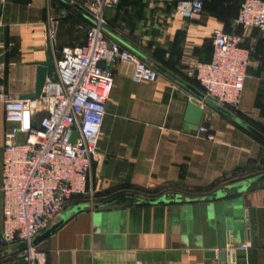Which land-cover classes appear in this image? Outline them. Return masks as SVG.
<instances>
[{"label": "crops", "instance_id": "crops-1", "mask_svg": "<svg viewBox=\"0 0 264 264\" xmlns=\"http://www.w3.org/2000/svg\"><path fill=\"white\" fill-rule=\"evenodd\" d=\"M179 1L118 0L105 10L106 33L159 77L134 82L131 63L113 64L87 181L95 197H75L47 228L78 210L33 242L42 264H264V178L242 189L264 174V141L202 101L199 126L215 139L186 129L195 96L182 83L204 93L188 74L192 64L211 59L216 30L242 36L255 50L236 111L264 134V32L236 23L241 0H202L192 16ZM0 18V86L25 98L35 91L38 62L49 57L47 76H54L61 48L82 43L92 22L65 0H5ZM7 127L0 103V183ZM1 223L0 189V232ZM246 240L250 246L239 248ZM229 246L230 261L227 253L220 258ZM15 247L0 250V264H31Z\"/></svg>", "mask_w": 264, "mask_h": 264}, {"label": "built area", "instance_id": "built-area-1", "mask_svg": "<svg viewBox=\"0 0 264 264\" xmlns=\"http://www.w3.org/2000/svg\"><path fill=\"white\" fill-rule=\"evenodd\" d=\"M66 1L92 20L85 40L61 48L60 57L54 60V76L46 77L39 96L20 97L0 86L8 124L2 146L0 250L25 242L22 252L31 264L43 263V253L34 247L33 238L75 197L89 202L95 197L87 181L113 86V64L131 63L134 82L159 77L156 67L106 33L105 10L118 0ZM4 2L0 0V13ZM202 8V0L177 4L187 16ZM235 21L264 32V0H241ZM212 45L211 59L194 62L188 74L205 96L235 111L255 48L245 44L242 36L219 30L212 35ZM74 130L77 136L71 141ZM198 131L215 139L204 125ZM18 134L24 138L17 140ZM249 246L247 240L238 245L241 249ZM233 250L229 246L225 251L229 261Z\"/></svg>", "mask_w": 264, "mask_h": 264}, {"label": "water", "instance_id": "water-1", "mask_svg": "<svg viewBox=\"0 0 264 264\" xmlns=\"http://www.w3.org/2000/svg\"><path fill=\"white\" fill-rule=\"evenodd\" d=\"M51 64V60L49 57H46L45 60L39 61L38 62V70H37V84H36V88L35 91L33 92V94H31L29 97H37L39 96V94L41 93L43 84L45 82V79L47 77V73H48V68ZM183 85H185L186 87L190 88L193 92H194V96L195 98H192L191 100L188 101L187 103V108H186V113H185V122H186V129L187 128H194L197 129L203 113H204V108L203 106L200 104V101H202L204 104L206 105H210L214 108H216L217 110H219L221 113L231 117L232 119H234L238 124H240L241 126H243L244 128H246L249 132H251L252 134H254L255 136H257L258 138H260L261 140L264 141V134L261 133L260 131H258L256 128H254L251 124H249L247 121H245L244 119H242L241 117H239L238 115H236L233 111L229 110L228 108L218 104L217 102H215L214 100L210 99L209 97L205 96L204 93L200 92L199 90H196L194 87L188 85L185 82H182ZM77 136V131L74 130L72 133V137H71V141H74L75 138ZM264 178V174L249 178L247 180L243 181V186L242 189L251 181L256 180V179H261ZM78 207H75L73 209L70 210H66L65 212H63L61 214V218L58 222L54 223L53 225H51L49 228H47L44 232H42L41 234H38L34 237L33 242L47 236L48 234H50L51 232H53L56 228H58L73 212L77 211ZM26 248V243L25 242H21L19 244L16 245L15 249L16 251H23ZM11 250H6L4 253L10 252ZM210 254L213 255L214 252L211 250ZM226 252L225 251H221L220 252V258L223 259V257L225 256ZM2 255V253L0 252V256ZM21 255L23 256V252L21 253Z\"/></svg>", "mask_w": 264, "mask_h": 264}, {"label": "trees", "instance_id": "trees-1", "mask_svg": "<svg viewBox=\"0 0 264 264\" xmlns=\"http://www.w3.org/2000/svg\"><path fill=\"white\" fill-rule=\"evenodd\" d=\"M66 1V0H65ZM73 6V5H72ZM74 8H76L75 6H73ZM76 9H78V8H76ZM79 10V9H78ZM81 11V10H80ZM83 12V11H82ZM87 15V14H86ZM236 115H238V113H237V111L235 110V111H233ZM239 116V115H238ZM240 117V116H239Z\"/></svg>", "mask_w": 264, "mask_h": 264}, {"label": "rangeland", "instance_id": "rangeland-1", "mask_svg": "<svg viewBox=\"0 0 264 264\" xmlns=\"http://www.w3.org/2000/svg\"><path fill=\"white\" fill-rule=\"evenodd\" d=\"M208 187L210 188V186H208ZM208 187H207V189H209ZM82 199H84V198H82ZM23 254H24V253H23ZM23 256H24V255H23Z\"/></svg>", "mask_w": 264, "mask_h": 264}]
</instances>
